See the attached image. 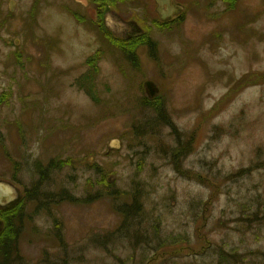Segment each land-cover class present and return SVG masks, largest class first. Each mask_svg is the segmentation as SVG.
Instances as JSON below:
<instances>
[{
    "label": "rangeland",
    "instance_id": "obj_1",
    "mask_svg": "<svg viewBox=\"0 0 264 264\" xmlns=\"http://www.w3.org/2000/svg\"><path fill=\"white\" fill-rule=\"evenodd\" d=\"M14 1L0 0V184L23 198L18 264H216V249L264 264V0H174L172 29L146 18L153 0L115 2L113 37L160 32L135 65L75 0ZM161 93L168 122L139 103Z\"/></svg>",
    "mask_w": 264,
    "mask_h": 264
},
{
    "label": "trees",
    "instance_id": "obj_2",
    "mask_svg": "<svg viewBox=\"0 0 264 264\" xmlns=\"http://www.w3.org/2000/svg\"><path fill=\"white\" fill-rule=\"evenodd\" d=\"M97 9L98 11L105 12L107 8L115 3V0H89ZM104 35H106L109 39L112 40L114 46L121 49V52H123L124 56H127L135 65V58H134V50L139 45H146L151 52H153V45H151V41L149 38H147V35H142L140 39L137 41H125V40H119L117 38L112 37L107 31L104 32ZM90 63V66L92 68H95V63L93 60H88ZM137 66V65H136ZM96 69L93 71L95 73ZM88 77V75H86ZM261 76H259L257 79H259ZM9 96L8 94H1L0 95V101L6 102L8 100ZM140 106L142 107H148L152 109L157 116L163 120L164 122H168V116L166 115V109L164 108V102L162 103V100H154V101H147L143 98L140 100ZM187 151V149H182L180 146L173 150L171 152V156L177 159L182 157V155ZM55 168V163L50 162L48 165V169ZM179 171V169H176ZM34 193L32 191L30 195ZM19 199L15 201L14 203H11L10 205L4 207L3 209H0V264H18L22 262V258L19 254V250L17 247L16 242L18 241V232H19V224L21 223L23 213L21 211V205L22 200L21 194H19ZM28 196V195H27ZM32 196H35L34 194ZM31 198V197H30ZM44 198V197H43ZM71 202H78L77 199H74L70 197ZM38 208L42 207V204H38ZM141 209V203L139 201V191L135 190L130 195V203L124 204L121 208V212L123 214V223L130 217L134 216L136 212H139ZM56 237L60 239V234L57 231ZM159 247L161 248L162 244L158 243ZM209 245L205 246V248H209ZM215 253L218 254V258L216 260V264H229L228 261H232L233 264H242L243 260L242 258L235 253L234 251L230 253H226L223 251H220L219 249L215 250ZM157 253L153 254L150 259H148V262L146 264H154L157 260Z\"/></svg>",
    "mask_w": 264,
    "mask_h": 264
},
{
    "label": "water",
    "instance_id": "obj_3",
    "mask_svg": "<svg viewBox=\"0 0 264 264\" xmlns=\"http://www.w3.org/2000/svg\"><path fill=\"white\" fill-rule=\"evenodd\" d=\"M156 1V3L158 4V9H157V12H159V14H160V16H161V14H162V10H161V7H162V4L165 2H168V0H155ZM82 2V1H81ZM11 5H12V7L14 6V3L13 2H11ZM176 14L178 15V14H180L181 13V8L180 7H177V9H176ZM149 84V83H148ZM8 194H10V188L8 187V186H6V185H4V184H0V200H2L3 198H4V196L5 197H7L8 196ZM18 196L16 195L14 198H9L8 199V201H11V199H12V201L14 200V201H17V198Z\"/></svg>",
    "mask_w": 264,
    "mask_h": 264
},
{
    "label": "flooded vegetation",
    "instance_id": "obj_4",
    "mask_svg": "<svg viewBox=\"0 0 264 264\" xmlns=\"http://www.w3.org/2000/svg\"><path fill=\"white\" fill-rule=\"evenodd\" d=\"M222 1V0H221ZM170 5H172V3H170ZM166 8V7H165ZM161 26V25H160ZM139 28V27H138ZM159 28H162V27H159ZM138 30H141L140 28ZM152 31L154 33L158 32L159 33V30L157 28H153Z\"/></svg>",
    "mask_w": 264,
    "mask_h": 264
}]
</instances>
